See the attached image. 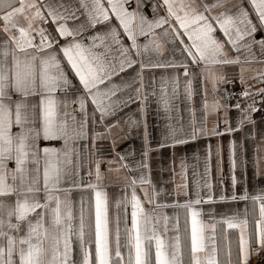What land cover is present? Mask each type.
<instances>
[{"label": "snow or ice", "instance_id": "1", "mask_svg": "<svg viewBox=\"0 0 264 264\" xmlns=\"http://www.w3.org/2000/svg\"><path fill=\"white\" fill-rule=\"evenodd\" d=\"M262 162L264 0H0V264H250Z\"/></svg>", "mask_w": 264, "mask_h": 264}, {"label": "crops", "instance_id": "2", "mask_svg": "<svg viewBox=\"0 0 264 264\" xmlns=\"http://www.w3.org/2000/svg\"><path fill=\"white\" fill-rule=\"evenodd\" d=\"M233 2H236V0H233ZM257 38H259V34L257 36ZM257 87H259V85H256ZM227 87V85L225 86ZM259 114L257 112L252 114V118L257 122V130L260 127V118L262 115L261 110H259ZM230 116H234L235 115V110L233 109L230 113ZM177 119L181 120L182 122H186L188 119V114L184 111H181L179 114H177ZM147 122H148V129L149 132L151 134V137L153 138V144L155 143V139H158V129L160 124L162 123L161 120H158L154 107L151 111H149L148 116H147ZM211 126V123L210 125ZM140 132L142 133V129L140 130ZM243 135V133H234L233 136H241ZM232 137L229 136L227 133L225 134V136L223 137V139L226 141L228 139H231ZM207 142H205L204 144H202L199 140L197 141H190L188 145H180L177 146V149L175 150V154H176V160H175V167L177 172H179V167H180V158L181 157H185L184 162L187 164V178L189 181V184L191 185L194 177H193V172L194 171H198L201 172L203 171V151L205 148ZM211 143L213 145V158H212V165H213V179H215V166H216V156H215V145H216V139L213 138L211 140ZM260 144V139L257 136L256 139L254 141H251L248 145V151L245 154L247 158L252 157L253 152H252V148L255 145ZM141 145V138L140 136L137 134V132L134 130L132 132V135L130 138L126 139V140H122L118 143V149L120 150H125L128 152H135V159H139V148ZM173 149L172 148H161L159 149V152H154L153 153V167L156 170H160L163 167L166 166H171V159H172V155H173ZM200 155V160L199 162L197 161L196 156ZM238 157H239V153H238ZM194 165H198L197 168H194ZM228 154H227V149L225 148L224 153H223V171H224V180H225V184L228 183ZM261 168L262 170H264V162L261 163ZM247 169H248V177H249V181H250V185H255L256 187H260L261 185L259 183H257L256 181H260V180H264V176L261 177H257L256 181L252 180V176H253V166L251 163H249L247 165ZM238 176H239V171H238ZM163 177L165 180L169 179L170 177V173L168 171H164L163 172ZM177 182L179 181V176H177ZM195 179H200V176H196ZM78 199V197H77ZM207 207V206H206ZM167 211L171 212V209H168ZM259 257L263 260L264 262V253H261L260 256H253V258Z\"/></svg>", "mask_w": 264, "mask_h": 264}, {"label": "built area", "instance_id": "3", "mask_svg": "<svg viewBox=\"0 0 264 264\" xmlns=\"http://www.w3.org/2000/svg\"><path fill=\"white\" fill-rule=\"evenodd\" d=\"M259 112L260 111L258 110L257 113L259 114ZM250 264H264V262L261 258L256 257V258L251 259Z\"/></svg>", "mask_w": 264, "mask_h": 264}]
</instances>
